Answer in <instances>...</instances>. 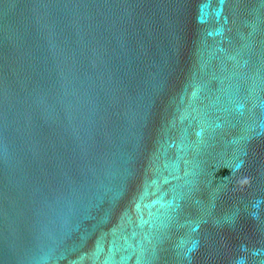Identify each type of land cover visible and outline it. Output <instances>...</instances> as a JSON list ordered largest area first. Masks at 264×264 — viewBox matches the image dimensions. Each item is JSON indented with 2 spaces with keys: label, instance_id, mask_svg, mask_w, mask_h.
<instances>
[{
  "label": "water",
  "instance_id": "95a60500",
  "mask_svg": "<svg viewBox=\"0 0 264 264\" xmlns=\"http://www.w3.org/2000/svg\"><path fill=\"white\" fill-rule=\"evenodd\" d=\"M0 264H264V0H0Z\"/></svg>",
  "mask_w": 264,
  "mask_h": 264
}]
</instances>
